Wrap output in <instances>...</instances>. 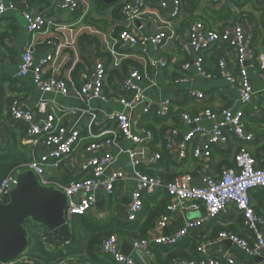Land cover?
Instances as JSON below:
<instances>
[{
	"label": "built area",
	"instance_id": "2783aa9c",
	"mask_svg": "<svg viewBox=\"0 0 264 264\" xmlns=\"http://www.w3.org/2000/svg\"><path fill=\"white\" fill-rule=\"evenodd\" d=\"M204 1L211 5L221 3L253 4L262 11L260 34L255 31H247L241 23L212 30L204 23L195 21L190 24L186 37H181L177 33L173 35L174 40L181 44L184 53L196 57L192 62H186L181 66V77L176 80V84L189 83L191 79L187 73L195 69L203 79L207 81L223 80L238 91V102L241 105L238 110L234 111L232 108L213 110L205 106L209 98L204 92L190 91L189 97L199 103V111L195 114L180 113L181 122L194 127L186 136V143L197 137H202L206 138L211 146L227 148L230 142L237 145L232 156L231 167L225 168L220 175L203 176L200 186L194 185V178L188 174L178 175L166 185L157 175L141 169L140 150L154 143V134L140 125L142 117L153 109L157 116L168 117L174 110L172 101H164L158 105L148 102L145 96L147 89L145 82L148 81V87H152L154 86L153 79L148 72H142L136 68H129L123 80L118 82L119 89L130 96L110 98L104 92L109 77L108 71L120 70L129 57L125 51L137 45L152 44L156 51L163 54L169 42L166 30L150 37L139 38L133 27L153 3H156L162 10L170 9L169 19H177L181 14L184 0H172V4L162 0H123L120 12L128 23L118 36V55L109 64L106 60L97 61L92 71L84 73L82 84L76 94V97L86 104H91L94 101L117 102L122 106L120 112L107 114L101 122L98 115H91L87 133L88 139L93 141L87 145L86 152L92 154L93 157L86 160L82 166L88 176L68 185L51 181L47 175L48 168L59 166V163L64 162L82 145L83 132L64 126L61 123L62 118L57 113H51L47 118H39L35 112L24 111L17 107V103H14L9 108L10 119L14 123L26 127L24 142L36 146V148L43 146L44 151L38 156H33L28 163L18 166L7 175L0 184V202H3L9 195L18 174L31 170L37 174L43 185L56 186L66 194L69 222L75 216H87L96 207L99 194L104 193L106 196H111L118 184L130 179L123 171L111 170L115 163V157L111 152H104L106 148H112L123 139L132 144V149L127 150V154L133 171L132 179L135 183L130 197L129 222L136 221L145 209L146 199L163 188L169 195L170 203L166 214L160 217L154 230L162 233L178 213H199L202 209L206 210L205 216L187 221L174 235L162 236L161 234L158 237L135 240L132 243L133 251L138 253L145 264H153L151 260L153 245L176 247L187 237H190L193 232L204 230L213 221L233 211L242 219V227L238 233L223 230L216 241H209L208 245L200 243L198 252L202 255L203 260H182L175 264H238L236 258L232 256L225 255V260L212 256V247L216 246L218 242L224 241H231L250 256L260 259L258 264H264V216L257 212L251 198L252 192L264 190V154L262 153V159L258 160L252 153V146L257 138L253 132L248 130L245 121V114L250 105L255 104L258 114L264 111V103H260L261 98L264 97V88L262 92H256L250 79V70H253L264 85V0ZM16 8L13 1L7 6L4 0H0V16L6 15L9 11H15ZM61 8L75 13L81 8V0H62ZM23 18L32 41L22 54L17 77L25 78L33 71L40 92L70 96V88L64 80L45 76L47 69H54V55H49L41 61L39 66L34 67L36 35L46 33L50 27L59 26L49 21L43 14L32 15L29 11H25ZM213 49L221 52V55L216 60V71L211 72L206 68L204 54ZM147 62L148 69L151 70L165 69L170 63L164 55L158 60L150 57ZM40 109L44 111L45 105H42ZM135 109H138V112L131 115L130 112ZM1 118L0 101V122ZM204 118L213 123L212 130L201 125ZM98 123L101 127L96 132L94 126ZM110 123L113 126L109 127ZM174 132L176 134V131ZM168 148H171L170 144ZM101 151H103L102 154H100ZM186 157V152H183L182 158ZM193 157L198 161H209L211 157L209 146L195 148ZM161 159L159 153L153 154L148 166L153 169ZM39 231L44 245L51 246L48 232L44 228H40ZM123 244L122 239L117 234H113L102 241L99 247L100 254L103 257H110L114 264H137L132 255L127 256L122 251ZM26 253L10 263L0 262V264H36L32 257ZM72 262V259H64L58 264H72Z\"/></svg>",
	"mask_w": 264,
	"mask_h": 264
},
{
	"label": "crops",
	"instance_id": "0c3cea01",
	"mask_svg": "<svg viewBox=\"0 0 264 264\" xmlns=\"http://www.w3.org/2000/svg\"><path fill=\"white\" fill-rule=\"evenodd\" d=\"M11 1L16 5V10L0 16V101L2 116L0 122V150L6 153L11 148H17L23 151L29 159L35 155L38 156L44 151L43 146L36 148V146H31V144L24 142L26 130L21 127L23 125L14 123L10 119L9 108L14 103H17V107L24 111L35 112L39 118H47L51 113H57L62 118L61 123L64 126L69 129H79L84 136L82 145L70 157L59 163V166L49 167L47 170V175L51 181L61 185H68L73 181L81 180L88 176L82 166L86 160L93 157L92 154L86 152L87 145L93 141L88 139L87 133L91 115H98V119L101 122L107 114L118 113L122 110V106L117 102L101 103L94 101L91 104H86L78 99L76 94L82 84L84 73L92 71L97 61L106 60L109 64L118 55V36L124 30L126 23H128L120 12L123 0L105 1L106 4L117 2V12H115V6L104 10L99 8L96 0H81V8L77 13L62 9V0H29L27 2L23 0H4L7 6L11 4ZM162 1L172 4V0ZM181 8L180 16L173 20L169 19L170 9L162 10L156 3H153L145 10L142 17L136 21L133 30L139 38L150 37L166 30L169 38L166 50L161 54L156 51L152 44H148L146 46L137 45L125 51L129 54L128 59L120 70L108 71L109 77L104 87V92L110 98L122 97L123 95L119 96L118 94L124 91L119 89L118 82L123 80L129 68L148 72L154 82L152 87H148V81L145 82V88H147L145 96L148 102L158 105L164 101H172L174 109L172 113H179V115L168 116L166 124L169 129L164 136L165 143L162 141L158 142L157 137L154 135L153 147L151 145L140 150L141 169L147 173L155 172L156 174H154L158 175V177L162 173L174 175L173 179L178 175L188 174L194 178L193 184L200 186L203 176L220 175L225 168L232 166V156L237 149V145L230 142L227 148L211 146L208 140L202 137H197L186 143V136L194 127L183 124L180 119V113L195 114L200 108L198 106L199 103L189 97V92H204L209 98L205 106L213 110L232 108L235 111L241 105L238 102V91L236 88L229 86L223 80L207 81L195 69L187 73L191 79L189 83L176 84V80L181 77V66L186 62H192L196 57L188 56L184 53L181 49V44L174 40L173 35L177 33L181 37H186L190 24L195 21L204 23L206 27L212 30L241 23L247 31H255L260 34L262 11L253 4L221 3L211 5L204 0H184ZM25 11H29L32 15L43 14L49 21L59 26L56 28L54 26L50 27L46 33L36 35L34 67L39 66L41 61L49 55H54V69H47L45 76L64 80L70 88V96L40 92L37 88L33 71L25 78L17 77L22 54L32 41L31 34L23 18ZM87 17L103 21L105 25L102 23L100 26H95L91 22H87ZM163 55L170 62L167 68L148 69V58L151 57L158 60ZM219 55H221V52L216 49L207 51L204 54L206 68L209 71H216V60ZM250 79L255 91L262 92L264 88L262 80L253 70H250ZM124 96L128 97V95ZM260 103H264V97L261 98ZM42 105H45L44 111L40 109ZM137 112L138 109H135L130 114L135 115ZM245 121L248 130L253 132L257 138L252 146V153L258 160H261L262 153L264 154V111L258 114L255 104L250 105L245 114ZM201 125L209 130H212L214 126L206 118L203 119ZM111 126H113L112 123L109 124V127ZM100 127L99 123L98 125L95 124L94 130L98 132ZM159 128L160 126H157V129ZM174 131H176V134H174ZM169 144L171 145L170 149L168 148ZM164 145L165 151L169 156L168 159L162 166L161 162H159L156 167L150 168L148 166L149 160L155 153L161 155ZM207 146H209L211 151L209 161L196 160L193 157L194 149ZM129 149H132V144L121 139L112 148L104 150V152H111L115 157V163L111 170L123 171L130 179L118 184L111 196H106L104 193L99 194L96 207L87 216H84L96 225L104 226L114 221L129 222L130 197L135 185L132 179L133 171L127 154ZM183 152H186V158H182ZM102 153L103 151L100 152V154ZM157 168L158 170L154 171ZM160 178L162 179V177ZM163 189H160L156 194L163 191ZM251 198L257 212L264 216V190L253 192ZM205 215V209H202L199 213H178L162 233L151 230L148 235L149 237H158L161 234L162 236H167L165 233L174 235L187 221L195 220ZM238 220L240 218L233 211L224 215L218 226L230 232L238 233L242 227V225L237 223ZM40 228L42 227H39L38 231ZM205 235L202 237V244L208 245L209 241L217 240V238H211L210 231ZM123 242L132 246L134 241ZM51 246H47L49 250L55 249L54 246L50 248ZM32 251L33 249L30 247L26 254L30 256ZM225 255L235 257L238 264H258L261 261L250 256L232 242H218L216 246L212 247V256L214 258L225 260ZM132 257L137 264H145L138 253L133 251ZM102 258L104 257L102 256ZM32 259L36 264H45L41 261H36L34 258ZM71 259L73 260L72 264H97L87 256H78ZM151 260L153 264H156L154 255H152Z\"/></svg>",
	"mask_w": 264,
	"mask_h": 264
},
{
	"label": "trees",
	"instance_id": "16d2710c",
	"mask_svg": "<svg viewBox=\"0 0 264 264\" xmlns=\"http://www.w3.org/2000/svg\"><path fill=\"white\" fill-rule=\"evenodd\" d=\"M105 1L106 0H96L100 9L105 10L115 6V12H117V2L106 4ZM86 20L95 26H100L102 23L105 25V22L103 21H97L88 17ZM118 95L130 96V94L125 92H121ZM172 115L178 116L179 113H172L170 117ZM167 121L168 117L161 118L157 116L156 111L153 109L141 120V126L153 132L155 137H157L158 142L162 141L165 143L164 136L169 129L166 124ZM157 126H160V128L157 129ZM21 127L26 130L24 125ZM162 148V160L160 161L161 166L169 157L168 153L165 151V145ZM29 161V157L27 158L25 153L17 148H11L6 153L0 150V184L13 169L20 165L26 164ZM157 170L158 168L154 171ZM154 173L155 172H152L151 174ZM159 176L162 177L166 185L170 183L174 177V175L163 173ZM169 203V195L167 191L163 189V191L160 193L146 199L143 213L134 222L121 223L114 221L104 226H99L84 216H75L70 221L74 230V241L69 244H52L55 249L50 250L46 245H44L38 228H30L31 240L29 249L30 247L33 249L32 255L30 256L36 261L38 260L45 264H58L64 259L76 258L78 256H87L91 261L97 264H114L110 257L102 258V255L99 251L102 241L113 234H117L120 239L125 242L147 239L149 237V232L155 229L157 221L160 219V217L166 214ZM221 220L222 218L213 221V223L209 225L210 227L207 226V228L203 231L193 232L190 237H187L185 241L176 247L170 248L166 246L153 245L151 247V253L155 256L156 264H174L175 262L182 260H203L202 255L198 252V247L203 241L202 237L206 236L205 234L210 231L212 235L211 238L215 239L223 230H226L225 228L218 226ZM237 223L241 225L242 219L240 218ZM26 226L31 227L30 223H27Z\"/></svg>",
	"mask_w": 264,
	"mask_h": 264
},
{
	"label": "water",
	"instance_id": "95a60500",
	"mask_svg": "<svg viewBox=\"0 0 264 264\" xmlns=\"http://www.w3.org/2000/svg\"><path fill=\"white\" fill-rule=\"evenodd\" d=\"M110 1L113 0L106 2ZM67 210L68 198L62 190L43 185L34 171L19 173L9 195L0 202V262L10 263L27 252L30 228H44L51 244L73 242L74 230L67 219ZM122 251L131 256L133 247L124 244Z\"/></svg>",
	"mask_w": 264,
	"mask_h": 264
}]
</instances>
